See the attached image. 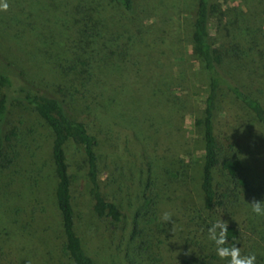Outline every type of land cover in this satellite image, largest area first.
Here are the masks:
<instances>
[{
	"label": "trees",
	"instance_id": "16d2710c",
	"mask_svg": "<svg viewBox=\"0 0 264 264\" xmlns=\"http://www.w3.org/2000/svg\"><path fill=\"white\" fill-rule=\"evenodd\" d=\"M151 1L142 0L144 11L157 9L161 29L150 48L164 57L160 66L167 67L170 56L181 49L185 23L180 8L185 0H155L153 4ZM29 2V10L35 13L42 28L48 23L46 57L54 59V67L89 92L92 104L98 103L97 96L104 95H93L92 84L105 83L99 80V74L105 71L114 75L115 67L126 64L129 58L134 61L139 52L130 56L132 44L125 43L115 59L111 32L105 27L113 23L118 12L136 18L143 10H139L135 0ZM248 3L243 1L230 8L228 0L196 1L191 51L207 74L204 108L194 121V126L201 129L203 144L198 192L186 176L183 160L173 170L166 140L153 144L145 138L143 120L122 127L111 121L106 106L102 111L93 109L98 114L91 112L86 118H74L69 104L37 92L21 73L9 68L10 64L0 62V167L4 168L3 151L13 136L9 132V117L13 108L23 106L35 113L53 134L51 160L63 237L61 251L72 264L95 262L85 252L75 227L72 177L65 154L69 144L84 154L95 215L111 223L122 220L117 206L107 201L101 191L97 150L102 143L112 153L137 157L145 168V223L134 233L140 238V249L150 254V264H228L217 256L214 243L208 239V228L219 219L228 223L229 244L235 242L242 255L255 253L256 264H264V216L252 213L250 205L253 199L264 201V180L253 187L244 176L255 144L264 143V0L253 4L258 7L253 13V21L258 24L252 28L247 26L250 22L245 20L242 7ZM167 9L172 12L167 13ZM159 47L164 48L160 51ZM130 66L134 67V63ZM124 70L127 71L121 68ZM139 72L130 81L144 86ZM160 76L153 80L154 89ZM175 105L177 101L168 104L166 113ZM170 117L169 114L167 118ZM128 144L136 155L127 153ZM3 206L0 204V235L5 252L1 253L4 248L0 247V264H49L39 243L18 227L8 209L2 210ZM164 211L172 213L174 226L161 221Z\"/></svg>",
	"mask_w": 264,
	"mask_h": 264
},
{
	"label": "rangeland",
	"instance_id": "374dc122",
	"mask_svg": "<svg viewBox=\"0 0 264 264\" xmlns=\"http://www.w3.org/2000/svg\"><path fill=\"white\" fill-rule=\"evenodd\" d=\"M29 1L0 0V5L8 4L7 10L0 7V62L10 64L9 68L21 73L25 82L37 92L69 104L74 118H86L94 110L102 111L106 106L111 121L122 127L143 120L145 138L153 144L166 140L173 170L179 168V161L183 160L186 176L198 192L203 144L201 129L194 126V121L204 108L207 74L191 51L190 34L197 0H185L180 8L185 23L183 41L180 52L170 56L167 67L160 66L164 57L154 54L150 48L155 34L161 29L157 9L144 11L142 0H135L139 10H143L136 18L126 17L121 12L116 14L113 23L105 27L111 32L109 38L113 40L111 50H116L115 59L122 52L119 47L125 43L132 44L128 51L130 56L139 52L134 61L127 56L126 64L115 67L114 75L105 71L99 74V80H105V83L92 84V94L101 92L104 96H97L99 102L95 104L89 101V92L71 76L54 67V59L46 57L44 41L49 40L48 23L45 22L42 28L40 20L34 17L35 13L29 10ZM243 1L249 2L242 6L245 20L250 22L247 26L256 27L258 23H254L253 13L258 7L253 4L260 0H228L227 6L234 8ZM153 3L155 0L151 1ZM166 11L172 12L171 9ZM163 48L159 47V50ZM130 63H134V67ZM121 68L127 71H121ZM137 71L144 86L130 81ZM158 76V87L154 89L153 80ZM1 94L0 89V97ZM174 101L177 105L167 114V105ZM169 114L170 119L167 118ZM9 121V132H13V136L3 151L6 158L4 168L0 167L2 210L8 209L18 227L39 243L49 264H72L61 251L63 237L55 205L56 178L51 160L53 134L35 113L23 106L13 108ZM254 147L244 176L253 187H257L264 180V143L258 142ZM126 150L136 155L131 144ZM118 151H121L120 146ZM65 154L68 173L72 177L75 227L87 255L95 264H150V254L140 249V238L134 233L135 228L145 223L146 171L139 164L140 160L122 156L121 152L112 153L104 143L97 150L102 194L122 214L121 222L111 223L99 219L92 210L84 154L72 144L65 148ZM0 247L4 248L1 235ZM4 252L5 248L1 253Z\"/></svg>",
	"mask_w": 264,
	"mask_h": 264
},
{
	"label": "clouds",
	"instance_id": "9594fccd",
	"mask_svg": "<svg viewBox=\"0 0 264 264\" xmlns=\"http://www.w3.org/2000/svg\"><path fill=\"white\" fill-rule=\"evenodd\" d=\"M0 7L7 10L8 4L4 2ZM251 211L257 216H264V201L253 199L250 202ZM172 213L164 211L161 215V221L165 224L171 222L174 226ZM208 239L214 243L216 254L221 259H226L228 264H256V255L244 254L242 255L240 247L236 243L229 244L228 239V223L222 219L216 220L208 228Z\"/></svg>",
	"mask_w": 264,
	"mask_h": 264
}]
</instances>
